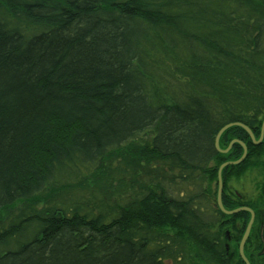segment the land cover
Returning <instances> with one entry per match:
<instances>
[{
	"label": "trees",
	"instance_id": "trees-1",
	"mask_svg": "<svg viewBox=\"0 0 264 264\" xmlns=\"http://www.w3.org/2000/svg\"><path fill=\"white\" fill-rule=\"evenodd\" d=\"M263 120L264 0H0V264H245Z\"/></svg>",
	"mask_w": 264,
	"mask_h": 264
},
{
	"label": "rangeland",
	"instance_id": "rangeland-1",
	"mask_svg": "<svg viewBox=\"0 0 264 264\" xmlns=\"http://www.w3.org/2000/svg\"><path fill=\"white\" fill-rule=\"evenodd\" d=\"M253 163L256 164L254 167H251L241 178L239 179H231L230 182L228 183V188L232 194H234V196H236L237 198L243 200L244 202H256L258 200V198H261V194L263 193V188H264V157L258 158V159H254ZM220 167V166H219ZM219 170V168H218ZM217 176H218V172H217ZM72 182H68V192L71 191H75V190H79L78 188V183H75L76 180H74L72 178V180H70ZM213 187H212V195L215 196V203L217 202V195H218V177L217 179H215L212 183ZM60 187V186H58ZM61 187V188H64ZM224 190V188H223ZM67 193V192H66ZM65 193V194H66ZM74 193L77 194V192L75 191ZM222 196H223V192H222ZM44 197H38L37 198V203L39 205H42L45 201ZM214 202V200H213ZM17 210L16 206H13L11 208H9L8 210H6L3 215L2 218H6L7 215H10L11 213L15 212ZM224 232V237H226V241L229 239L231 240L232 238H236V234L235 232H233L231 230V228H225L223 229ZM262 249V245L259 248H256L255 250V254H256V259L255 262H251L250 264H264V255H258L260 253ZM246 252V251H245ZM250 254L252 252H249ZM250 254L247 253V256H250ZM229 255H231V257L233 258V261L236 263L237 260H239V244L233 243L232 241L230 242V246H229ZM259 258V259H258Z\"/></svg>",
	"mask_w": 264,
	"mask_h": 264
},
{
	"label": "water",
	"instance_id": "water-1",
	"mask_svg": "<svg viewBox=\"0 0 264 264\" xmlns=\"http://www.w3.org/2000/svg\"><path fill=\"white\" fill-rule=\"evenodd\" d=\"M235 126H239L241 128H243L250 136L251 140L255 143V144H259L263 138V131H264V121L262 123V135L260 137L259 140H256V138L254 137V135L252 134L251 130L244 124L242 123H239V122H235V123H230V124H227L225 125L224 127H222L216 138H215V147H216V150L219 152V153H222V154H227L232 146L234 144H239L241 145V147L243 148V154L241 156L240 159L238 160H234V161H228V162H225L224 164H222L218 170V195H217V205L219 207V209L226 215H233V214H236L237 212L239 211H247L250 213V220L247 224V227H246V231L242 237V240L240 242V246H239V253H240V256L242 258V260L246 263V264H250L248 259L246 258L245 254H244V247H245V244H246V241L250 235V232H251V228L253 226V223H254V220H255V213L254 211L249 208V207H240V208H237V209H233V210H227L225 209L224 205H223V202H222V192H223V181H222V171L223 169L226 167V166H229V165H238L240 164L242 161H244L247 157V154H248V148L246 146V144L244 142H242L241 140H238V139H234L230 142V144L228 145L227 148L225 149H222L220 147V139L222 137V135L224 134L225 131H227L229 128L231 127H235Z\"/></svg>",
	"mask_w": 264,
	"mask_h": 264
},
{
	"label": "bare ground",
	"instance_id": "bare-ground-1",
	"mask_svg": "<svg viewBox=\"0 0 264 264\" xmlns=\"http://www.w3.org/2000/svg\"><path fill=\"white\" fill-rule=\"evenodd\" d=\"M250 129V128H249ZM251 130V129H250ZM251 132H252V134L254 135V133H253V131L251 130ZM261 135H262V127H261ZM263 135H264V131H263ZM254 137H255V135H254ZM256 138V137H255ZM65 194V193H64ZM251 230H253V229H251ZM246 231V230H245ZM244 231V232H245Z\"/></svg>",
	"mask_w": 264,
	"mask_h": 264
}]
</instances>
